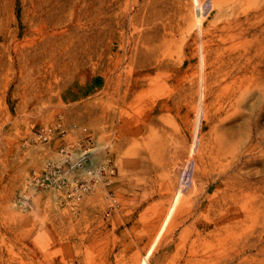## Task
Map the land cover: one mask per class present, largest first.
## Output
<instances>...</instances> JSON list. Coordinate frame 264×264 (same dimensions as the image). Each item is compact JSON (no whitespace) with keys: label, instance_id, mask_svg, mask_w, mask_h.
Wrapping results in <instances>:
<instances>
[{"label":"rangeland","instance_id":"obj_1","mask_svg":"<svg viewBox=\"0 0 264 264\" xmlns=\"http://www.w3.org/2000/svg\"><path fill=\"white\" fill-rule=\"evenodd\" d=\"M0 264H264V0H0Z\"/></svg>","mask_w":264,"mask_h":264},{"label":"built area","instance_id":"obj_2","mask_svg":"<svg viewBox=\"0 0 264 264\" xmlns=\"http://www.w3.org/2000/svg\"><path fill=\"white\" fill-rule=\"evenodd\" d=\"M60 130L62 135L65 134V129L59 124L56 128ZM53 133V129H41L39 136L42 140L48 141ZM61 151L64 154L63 165H59L55 162H51L43 170H34L31 175V182L35 187H56L63 188L66 193L73 198H78L84 191H88L93 187V178L79 180L71 178L70 173L82 165L85 160L86 153H83L80 157H73L71 151L68 149L67 144L62 145ZM104 172V171H103ZM90 176V175H89Z\"/></svg>","mask_w":264,"mask_h":264},{"label":"bare ground","instance_id":"obj_3","mask_svg":"<svg viewBox=\"0 0 264 264\" xmlns=\"http://www.w3.org/2000/svg\"><path fill=\"white\" fill-rule=\"evenodd\" d=\"M99 165H100V167L99 168L96 167V169L91 173V176L94 178V180H97L98 176L101 175L103 173V171L108 172V170L105 168L108 165L107 161H104V162L100 163ZM109 171H110V169H109ZM260 240H262V238ZM256 243H258V242L252 243L251 245L257 246L258 244H256Z\"/></svg>","mask_w":264,"mask_h":264}]
</instances>
